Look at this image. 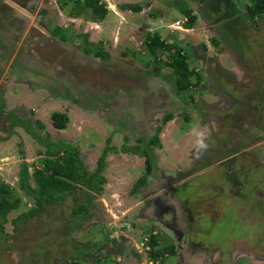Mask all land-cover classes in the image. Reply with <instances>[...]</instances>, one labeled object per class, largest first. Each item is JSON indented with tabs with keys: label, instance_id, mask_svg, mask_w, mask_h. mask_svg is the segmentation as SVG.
<instances>
[{
	"label": "rangeland",
	"instance_id": "1",
	"mask_svg": "<svg viewBox=\"0 0 264 264\" xmlns=\"http://www.w3.org/2000/svg\"><path fill=\"white\" fill-rule=\"evenodd\" d=\"M12 1L19 4L27 0ZM35 1L29 26L34 23L48 33L58 27L61 31L66 29L64 34L73 32L74 36L66 40L50 33L54 38L51 40L65 42L64 47L37 29L19 23L17 26L14 19L9 26L1 24L10 33L14 29L19 31V35L4 37L2 33L0 38V60L7 55L10 62V79L5 87L0 83V184L7 186L0 198L19 201L15 209L4 214V221L0 218V264H149L150 236L163 243L156 242V247L165 246L168 241L164 239L170 237L161 232L164 228L157 227L155 214L149 221L141 219L142 213L137 211L141 203L129 208L142 199V194L131 188L143 173V164L142 157L127 148L138 145L146 124L151 126L150 135L160 118V110L170 112L172 118L160 127V148H155L157 159L152 164L166 175L175 174L173 164L181 166L193 159L191 166L198 169L201 159L210 163L220 158L221 153L225 159L229 153L224 151L230 152L234 146L238 149L240 142L250 141L252 136H244L242 125L253 122L258 98L264 97V13L248 18L245 0H99L106 9L97 18L82 6L81 0L77 3ZM134 2L138 4L135 11L121 8V4ZM188 9L194 16L191 27H186ZM198 13L203 19L197 17ZM213 23L224 30L204 28ZM83 32L87 35L83 36ZM148 33L158 34L162 42L174 47L169 51L156 48L153 60L143 42ZM212 37L223 43L215 54L214 64L210 65V61H205L215 52ZM175 47L187 53L188 66L201 76L197 86L188 88L192 99L185 104L187 93L176 90L173 73L167 65ZM84 48H97L108 57L100 60ZM19 52L21 59H13ZM0 68V78H7L4 62ZM149 79L153 84L148 86ZM64 82L67 87L62 88ZM9 110L19 118L7 130V122L2 118ZM52 111L66 114L68 120L62 130L51 125ZM150 112L145 124L144 116ZM233 117L238 122L233 124ZM241 119H244L242 124ZM215 122L223 123L226 135L232 131V142L226 143L219 133L208 135L207 129L213 131ZM203 137L207 141H202ZM46 140L52 142V150L46 155L50 160L70 149L79 153L87 172L104 163L95 176L103 175L107 179L100 183L102 190L98 192L92 185L85 188L78 183L61 201L44 205L31 217L12 223L11 218L34 205L33 199L19 187L17 170L23 163L28 165V170L31 165L39 166L37 159L46 151L44 144L49 143ZM263 142L264 136L253 143L257 146ZM107 144L116 146L117 151L112 149L113 152L101 157ZM202 144L206 147H201ZM249 150L250 147L241 151L244 168L236 172L242 181L240 194H245L242 198L226 196L225 190L231 187L229 183H220L215 170L202 174L196 171L197 176L182 191L184 198L194 199L199 208L204 200L216 212L211 218V209H199L201 214H207L196 225L201 230L192 229V233L200 246L214 251L213 259L219 256L222 262L218 264H264V174L261 172L259 181L256 170L242 174L256 167L250 163ZM260 155V160H264ZM232 158L231 170H237L236 157ZM28 182L34 186L31 178ZM221 187L224 189L219 190ZM155 190L148 193L147 199L156 196ZM77 203L86 207L71 208ZM129 233L136 243L128 242ZM239 246H247L243 250L246 252L234 250ZM195 249V253H206ZM175 258L163 254L157 264H186L178 255Z\"/></svg>",
	"mask_w": 264,
	"mask_h": 264
},
{
	"label": "flooded vegetation",
	"instance_id": "2",
	"mask_svg": "<svg viewBox=\"0 0 264 264\" xmlns=\"http://www.w3.org/2000/svg\"><path fill=\"white\" fill-rule=\"evenodd\" d=\"M30 2L28 0L24 2V5L27 6V9H25L27 11H24L23 9L19 8L16 4H14L16 2H13V1L11 2V0H0V22H1L0 27H3V29L1 30L0 38H2V33H4L3 34L4 37H8V36L15 37L16 35H19V33H18L19 31L17 32L14 29L13 30L14 32L10 33L9 32L10 30L4 28L5 26H1V24L7 23V25L9 26L10 20L14 19V23H16L17 26H18V23L26 25L25 19H23L21 16L16 15L15 12H17L16 10H18L19 12H24L27 17L31 18L33 15H32V12L30 11V8H31V5L29 4ZM197 17H200L201 19H203L202 15L201 14L199 15V13H198ZM34 22H35V20H34ZM207 22L208 23H211V22L216 23L215 21H211V20H208ZM214 23L209 24L208 26L205 25L204 28H206L207 30L209 28V31H211L212 28H210V27L212 26V27H215V29L217 28V29L222 30V31L224 30V28L222 26L218 27V24L215 26ZM31 25L32 26H29L28 28L37 29L42 34H44V35L46 34V36L50 35V32L47 33L44 30V28L43 29L37 28L34 23H31ZM44 35H42V38H43L42 40L45 39ZM212 38H215V37H212ZM212 38L210 39L211 40V46L213 47L215 52H213L212 55L210 54L205 61L206 63H207V61H210L209 62L210 65L214 64V62H215L214 60L217 58L216 57L217 55H215V54H217L216 53L217 50H219L221 48L222 43H223V42H221L220 39H217L218 38L217 37V38H215V45H213ZM10 56H11V54H10ZM15 57H17V58L20 57L19 59H21L22 53L19 52V54H16V55L14 54L13 59H15ZM8 58L9 57L7 55L4 56L3 58L1 57L0 63L5 62V60H7ZM2 60H4V61H2ZM100 60H106V59H100ZM1 69L2 68H0V72H1ZM18 73L20 74V71ZM6 75L9 76L8 71H7ZM62 84L64 85V87L66 86L65 82ZM147 84L149 86L150 84H153V82L149 79ZM64 87H62V88H64ZM258 99H259V101H257V103H258L257 107H255L254 108L255 110L253 111V117H252L253 122L249 121V123H246L243 121L244 119L240 120L241 124H242V122H244V126L242 125L243 130H244L243 131L244 136L248 135V137H250V135H251L252 138H250V141H248L246 144H243L242 142H240L241 146L238 149H234L235 148V146H234L232 151H230V152L224 151V154L229 153L227 156H225V159H230L228 162H226L224 158H221L222 156H224L223 153H221L220 158L214 159V161L210 162V163H205L201 159L200 164L197 166L198 169H195L196 167L193 168V166H191V164L193 163V159H192V161H189L187 164H184L181 166L178 164H173L174 169H175V174L172 176L166 175L167 173L164 174L162 172L163 170L161 171L158 167H154V164H152L154 159L155 160L157 159V154L155 153V148H157V149L160 148V141H159V134H161L160 130H161L162 126L164 125V123L167 122L168 120H170L172 118V116L170 119L166 120L165 122H161L162 116L168 112L167 111L163 112V110H160L159 111L160 112L159 113L160 118L158 120H156L155 121L156 124H154V126H152V129L150 130L151 131L150 135L148 134L149 133L148 129L151 128V126L146 124V123H147L148 118L151 115V112L148 115L144 116V118H145L144 121H145L146 125L144 126V133L141 134L142 137L140 138V140L138 142L140 143V141H141L143 143V144H141L140 148L142 150L147 151V153H149V155H150V161L148 162L150 165L149 166L150 169L146 170V168L144 166V161H143L144 157L141 155L135 154L137 156L142 157L143 173L140 176H144L143 184L138 185L135 188L137 190L138 194L139 193L142 194L140 197L142 198V202H143V204H140V206L138 205V209L137 208L136 209L138 212L142 213L143 218H145L147 221H149L150 218H154L153 214H155V218L153 220H156L155 222H156L157 227L160 226V228L162 227V228L166 229V230H164L165 232L163 230H161V232L166 234L165 235L166 238L170 237V238L164 239V240H166L168 242L170 241L169 243L167 242L166 245H172V247H173V254H171V257L174 256V258H175V256L178 255L180 258L184 259V262L186 264H202V263H200L201 260L204 261L203 264H218L221 261L218 258L219 256H216V258L213 259L212 253L214 251H212V252L208 251L204 246H200L201 243L198 240L194 239V234L192 233L193 230H201L199 227H196V225L199 226L200 224L198 222H199L200 217L206 216V214H207V213L201 214L199 209L203 208V210H205L204 209V207H205V208H207V210H210L211 204L208 201L203 200L201 202L202 207L199 208V203L195 202L194 199L184 198L185 193H183L182 191L184 190V185L187 184V182L190 179L197 176V175H195L196 171L206 170V168L213 166V163H215L214 169H212L213 168L212 167L210 169H207L206 171H210V170L214 171L215 170L214 173L217 174V177L219 178L221 184H225V182H226V184L229 183V187H231V189H229L228 191L225 190L226 196L228 194L229 195L233 194V195H237V196L240 195V197L242 198L243 196H245V194H240V190H242L243 186L241 184L242 181L239 180V178H238L239 177L238 173H240L239 171L244 168V167H242L243 165H241V162H240V161H243V160H241V151H243L249 147H250L249 151L251 153L249 151L248 152L251 154V161H252L250 163L251 164L253 163V166H256V167L250 171L245 170L246 173H242V174L248 175L249 172H253L254 170H256V173L258 175L257 181H259V176L261 175V172H262V176L264 174V160H260V158H259L261 156L260 155V153H261L262 157L264 159V142L262 144L261 143L257 144V146H254L253 142H254V140H256V142H258L260 140V138H262V136H264V134H263L264 131L262 132V129L264 128V126H261L262 123H263L262 125H264V115H263L264 114V112H263L264 97H262V95H260ZM187 100L188 99H186V100L184 99L183 103L185 104ZM14 114H15V112L13 110H9L6 117H5L6 119L2 118V120H5L7 122V124L5 123L6 124L5 127L7 130L10 129L11 123L17 122V119L19 118L18 116H14ZM260 114H262V116H263L262 120L260 119ZM15 117H16V119H15ZM232 121H233L232 122L233 124H234V121L238 122V120H236L235 117L232 118ZM260 122H262V123H260ZM215 125H216V128L213 131H211V130L209 131L207 129L208 135L211 133V134L217 136V133H219L220 137H222L223 139L226 140V143L232 139V131L228 135H226V133L222 129L223 128L222 122L221 123L218 122L217 124L215 122ZM3 127H4V125H3ZM59 130H62V129H59ZM249 133H252V134H249ZM124 136H126V135H124ZM153 136L156 137L157 142L154 141L156 144L150 143V140ZM225 136H226V138H225ZM126 138H127V136H126ZM202 141H207V138L203 137ZM230 142H232V140ZM139 143H138V145H139ZM44 145H46V144H44ZM105 146H108V144ZM105 146H103V150L101 151V154H100L101 157L105 156L109 151L110 152H113V150L117 151L116 146H110V147H113V150H106ZM71 151H72V154L75 155V160L77 161V163L79 164V167H80V170H79V172H80L79 176L80 177L77 181L72 182L73 188L71 189V191L75 187H78V186H76L78 183L85 186V188L91 187V185L93 186V181L96 179L95 175L97 172H99L101 170L104 163H101L100 168H98V166H99L98 165L94 170H90L89 172H87L86 169L83 168V166L81 165V162L79 159V153L77 152L78 154H76V152H74L73 150H71ZM101 157H100V159H101ZM232 157H236L235 158L236 159L235 166H236L237 170H231L233 168L231 166L234 164L231 162L232 161L231 159H233ZM203 159H204V157H203ZM26 166H28V165H26ZM31 166L36 167L34 165H31ZM236 172H238V173H236ZM101 177L104 180L107 179V176L101 175ZM229 179H231V181ZM174 181H175V183L172 184ZM179 183H181L182 185H180ZM154 189H157L154 192L158 191V192H156V196L153 199H150V200L147 199L149 196L148 193H150ZM101 190H102V188H101ZM62 199H54L53 201L47 202V203L43 202L41 204L40 208H38V210L43 209L42 207L44 205H50V204L54 203L55 201H61ZM79 205L82 206L81 208L86 207V205L83 203H77V204L73 205L71 208H73V207L76 208ZM31 207L32 206H30V208ZM146 208H148L147 211H146ZM38 210H36V211H38ZM36 211H35V213H36ZM215 215H216V212L213 213V211H212L211 218H214ZM27 217H31V216H23L20 218L22 219V218H27ZM10 222H11V220H10ZM140 224L143 225L144 223L142 222ZM167 227H169V228H167ZM169 229H172L170 232L171 236H169V232H168ZM154 233H155V235L157 234V236L159 235L158 231L157 232L154 231ZM170 239L173 241H171ZM175 240H176V243L174 242ZM156 241H157V243H160L161 245H163V243H161L160 240L157 239ZM161 241H162V239H161ZM232 243L236 244V242H232ZM232 243H230V245H232ZM195 247L198 248V251L206 252V253L205 254L195 253V251H196ZM246 247L247 246H239L237 248H234V250L238 249V250L245 253L246 251H243V250H246ZM210 248H212V247H210ZM234 250H232L230 253H232ZM247 252H248V250H247ZM199 256H200V259H199L200 261H198ZM176 259H178V258L176 257L175 260ZM240 262L243 263L242 260ZM245 263H246V261H245Z\"/></svg>",
	"mask_w": 264,
	"mask_h": 264
},
{
	"label": "trees",
	"instance_id": "3",
	"mask_svg": "<svg viewBox=\"0 0 264 264\" xmlns=\"http://www.w3.org/2000/svg\"><path fill=\"white\" fill-rule=\"evenodd\" d=\"M79 0H74V2H78ZM82 6L84 8H88L93 16L97 18H101L105 13V6L101 4L99 0H81ZM245 7L244 11L246 13V16L248 18H254L256 16H259L264 13V0H245ZM138 7L137 3H125L121 4V8H128L130 10L135 11ZM190 10L185 11L186 19L188 22L186 23V27H191L194 16L192 14H189ZM186 21V20H185ZM50 33L52 35H56L60 37L61 39H65V34L58 28L54 27L50 30ZM87 34L84 33L83 36H86ZM213 45H215V38H212ZM144 45L147 49V51L152 54L153 60L155 49L156 48H163L167 51H169L171 48L174 47L173 44H168L165 42H162L160 39V36L158 34H147L145 35L143 39ZM86 52L92 53L94 56H98L100 59H106L108 57V54L106 52H102L100 50H97V48H84ZM174 55L171 54L169 61L167 62V65L170 67L172 71V77L175 82L176 90L180 93L186 92V99H192L191 90L188 91V88L190 86H197L200 81V74L195 71L193 67L188 66L187 60V53L181 52V50L177 47L174 48ZM51 120V125L55 129H63L66 125V122L68 120L65 113L60 111H52L49 115ZM171 118V113H165L162 118L161 122H165L166 120ZM38 127H41V123H37ZM27 130V129H26ZM29 132V131H28ZM126 137V136H124ZM38 140H40L37 137ZM47 141V140H46ZM49 141V140H48ZM47 141V142H48ZM157 142L156 137L153 136L150 140V143L156 144ZM46 146V151L44 153V157L40 160L37 159V162L39 166L31 167L28 170V166L26 164L20 165V167L17 170V181L19 184L20 189L30 196L33 199L34 205L27 209V211L23 213H19L17 216H15L13 219H11L12 223H16V221L23 216H30L33 215V213L40 208L41 204L43 202H51L54 199H62L65 196V193H68L73 188L72 182H75L79 179L80 175V167L77 161L75 160V155L72 154V151L70 149H64L63 153L56 156L52 160L46 157L47 152L52 150L50 148V145H52V142L49 141ZM49 146V147H48ZM158 146V145H157ZM106 150H112L113 147L106 146ZM128 151H131L132 153L141 155L144 157V166L146 170H149V161H150V155L147 153V151L142 150L139 145H130L128 146ZM54 155V153H53ZM101 160L99 161V163ZM101 167V164H99L98 168ZM28 178H31L34 186H31L28 182ZM103 178L101 176H96V179L93 181V187L98 192L101 190L100 183H102ZM144 182V176H140L133 184V187L131 190L134 191V189L138 186L143 184ZM7 190V186L5 184H0V193L2 194L4 191ZM18 199L15 198L13 200H7L0 198V218L2 221L5 220L4 214L12 209H15L18 205ZM82 206L79 205L78 208H81ZM157 241L153 236H150L148 239V244L150 245V250L148 251V257L152 259V264H157L158 261L163 257V254H173V247L172 245H165L162 247H156L155 243ZM71 264H76L75 262Z\"/></svg>",
	"mask_w": 264,
	"mask_h": 264
},
{
	"label": "crops",
	"instance_id": "4",
	"mask_svg": "<svg viewBox=\"0 0 264 264\" xmlns=\"http://www.w3.org/2000/svg\"><path fill=\"white\" fill-rule=\"evenodd\" d=\"M57 1H59V0H57ZM62 1H63V0H62ZM62 1H61V2H62ZM35 2H36L35 0H32V2L29 3V4L31 5L30 10L32 9V6L35 4ZM14 4H16L19 8L23 9L24 11H27V10H25V9H27V6L24 5V3H19V4H18V3H14ZM60 10H61V12H62L63 14H65V15L67 14V12H63V11H62V8H61ZM16 11H17V12H15V14L18 15V16H21L23 19H25V21H26V22H25V24H26L25 26H26V27H29V25H28V23H29V17H27V16L25 15L24 12H19L18 10H16ZM62 13H61V14H62ZM68 13H69V12H68ZM32 14H33V13H32ZM95 24H96V23H95ZM59 27L62 28L63 26H62L61 24H59ZM60 30H61V29H60ZM64 31H66V29H65V30L62 29V32H63V33H64ZM67 32H68V31H67ZM47 33H48V32H47ZM83 33H84V32H83ZM86 34H87V33H86ZM82 35H83V34H82ZM68 36H72V37H73V36H74V33H73V32L70 33V34L65 33V39H66V38H67V39L70 38V37H68ZM48 37H49L50 40H51V39H54L53 36H51V35L48 36ZM79 38H81V35H79ZM67 39H66V40H67ZM51 41H54V43H56L57 45H60V46H61V45H64V47H66L65 44H64L65 42H64V43L59 42V40H57V39H56V40H51ZM58 43H59V44H58ZM10 58H11V56H10ZM9 63H10V62H9V58H8V59L5 60V62H4V66L6 67V70H5L6 72L8 71ZM51 77L53 78V75H52ZM0 79H1L0 83H3V85H1V87H5V86H6V85H5V82L8 83V80L10 79V76H7V78H4V79H3V78H0ZM65 87H66V86H65ZM65 87H64V88H65ZM204 172H205V171H204ZM202 173H203V172H201L200 174H202ZM200 174H198V175H200ZM221 188H222V187H221ZM221 188H220V189H221ZM220 189H219V190H220ZM223 189H224V188H223ZM223 189H221V190H223ZM226 190H227V189H226ZM227 191H228V190H227ZM228 195H229V194H228ZM229 196H230V195H229ZM139 201H140V202H138L136 205H134V206H129V208L132 209V208L136 207L139 203L143 204L142 199H139ZM139 206H140V205H139ZM210 208H211V210L214 209L213 206H211ZM147 209H148V208H146V211H147ZM213 213H214V212H213ZM142 218H143V216L141 215V219H142ZM130 229H132V228H130ZM133 229H134V228H133ZM137 229L140 230L138 227H137ZM164 230H166V229H164ZM164 230H163V231H164ZM129 234H130V236H129L128 242L130 241V242L136 243V241H135V239H134V236L131 235V233H129ZM140 245H142V244H140ZM164 255H165V254H164Z\"/></svg>",
	"mask_w": 264,
	"mask_h": 264
},
{
	"label": "water",
	"instance_id": "5",
	"mask_svg": "<svg viewBox=\"0 0 264 264\" xmlns=\"http://www.w3.org/2000/svg\"><path fill=\"white\" fill-rule=\"evenodd\" d=\"M30 15H31V14H30ZM214 166H215V165H214ZM212 167H213V166H210V167L206 168V170H207V169H210V168H212ZM206 170H203V171H200V172H204V171H206ZM200 172H199V173H200Z\"/></svg>",
	"mask_w": 264,
	"mask_h": 264
},
{
	"label": "clouds",
	"instance_id": "6",
	"mask_svg": "<svg viewBox=\"0 0 264 264\" xmlns=\"http://www.w3.org/2000/svg\"><path fill=\"white\" fill-rule=\"evenodd\" d=\"M201 147H206V145L202 144ZM30 169V168H29ZM152 261V260H151ZM153 262V261H152Z\"/></svg>",
	"mask_w": 264,
	"mask_h": 264
},
{
	"label": "built area",
	"instance_id": "7",
	"mask_svg": "<svg viewBox=\"0 0 264 264\" xmlns=\"http://www.w3.org/2000/svg\"><path fill=\"white\" fill-rule=\"evenodd\" d=\"M149 264H152V261L151 260H149Z\"/></svg>",
	"mask_w": 264,
	"mask_h": 264
}]
</instances>
